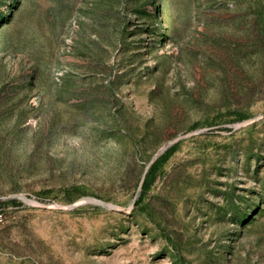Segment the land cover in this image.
<instances>
[{
  "label": "rangeland",
  "instance_id": "1",
  "mask_svg": "<svg viewBox=\"0 0 264 264\" xmlns=\"http://www.w3.org/2000/svg\"><path fill=\"white\" fill-rule=\"evenodd\" d=\"M0 264H264V0H0Z\"/></svg>",
  "mask_w": 264,
  "mask_h": 264
},
{
  "label": "trees",
  "instance_id": "2",
  "mask_svg": "<svg viewBox=\"0 0 264 264\" xmlns=\"http://www.w3.org/2000/svg\"><path fill=\"white\" fill-rule=\"evenodd\" d=\"M153 168V165L151 166V169ZM152 174V171H148L146 174L145 179L142 182L143 189H146L150 183V179L148 178Z\"/></svg>",
  "mask_w": 264,
  "mask_h": 264
}]
</instances>
